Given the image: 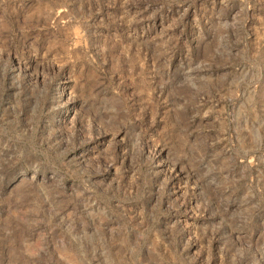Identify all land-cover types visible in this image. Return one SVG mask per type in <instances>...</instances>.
<instances>
[{
	"label": "rangeland",
	"instance_id": "374dc122",
	"mask_svg": "<svg viewBox=\"0 0 264 264\" xmlns=\"http://www.w3.org/2000/svg\"><path fill=\"white\" fill-rule=\"evenodd\" d=\"M0 264H264V0H0Z\"/></svg>",
	"mask_w": 264,
	"mask_h": 264
}]
</instances>
